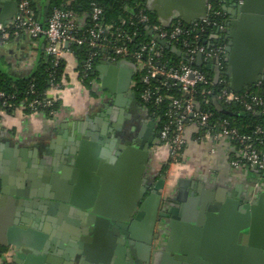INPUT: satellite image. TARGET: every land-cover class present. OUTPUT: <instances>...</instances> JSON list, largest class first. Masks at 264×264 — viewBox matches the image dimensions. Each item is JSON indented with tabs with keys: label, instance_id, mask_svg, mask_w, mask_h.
Listing matches in <instances>:
<instances>
[{
	"label": "crops",
	"instance_id": "crops-1",
	"mask_svg": "<svg viewBox=\"0 0 264 264\" xmlns=\"http://www.w3.org/2000/svg\"><path fill=\"white\" fill-rule=\"evenodd\" d=\"M16 1L0 0V21H13L17 13ZM34 1L44 12L46 0ZM83 18L80 19L82 23L85 22ZM45 46L44 36L33 38L23 34L12 37L0 45V66L13 75H26L45 53ZM63 57L65 66L61 86L48 90L50 95L61 101L53 116L49 117L42 111L27 112L23 107L11 112L0 110V246L2 260L8 264H89L82 252L80 235L83 226L80 218L70 216L58 204L44 202L40 195L70 193L76 170L66 151L73 146L74 139H78L81 129L100 131L96 118L106 111L97 100L102 92L116 96L109 88L116 86L117 74L110 71L109 64L102 63L103 75L106 76L105 87H102V80L98 78L99 81H95L92 89H89L79 78L76 56L68 51ZM227 65L226 61L224 71ZM209 70L214 73L212 67ZM243 72L237 70L234 72L237 76H231L237 80L233 88L238 92L251 88L245 89L238 83L244 80ZM224 74L231 87L230 76ZM124 81L127 83V80ZM132 84L133 76L131 88ZM122 110H126V116H133L134 119L136 116L139 119L144 117V110L147 112L145 107L136 103L128 104L125 109L122 107ZM113 117L115 120L116 116ZM107 122L112 126H108L106 133L100 136L104 141L101 146L108 147L113 154L114 147L119 143L116 135L118 128L113 126L111 119ZM134 123L137 122L134 120ZM134 123H121L119 128L134 130ZM85 124L89 126L84 127ZM196 131V125L188 128L183 159L172 163L167 174L164 169L169 158L168 145L161 144L159 138L149 141V159L144 171L148 176L143 179V182L147 180L150 185L147 195L160 178L161 186L134 227L136 236L147 241L141 244L138 251L142 264H177L179 258L175 253L176 247L170 246V243L167 246L159 244V236L155 234V226L160 224L157 213L161 206L173 202L176 204L178 199L182 201L192 196H201L203 204H236L230 208L229 214L235 216L237 213L244 214L241 211H244L242 204H251L252 189L259 193L252 204L264 199V172H257L248 165L235 166L232 163L240 158L241 147L225 135L200 137L194 135ZM176 171L181 173L179 179L169 185L167 182ZM26 194L32 195V198L24 197ZM12 195L14 198H11ZM227 198L231 202L225 203ZM213 213L217 215L220 211ZM216 221L214 218L212 223ZM219 225L216 229L220 230L210 229L206 239L213 242L211 247L216 259L223 260L219 264H235L233 258L240 257L244 249L233 246L236 235L222 231V224ZM173 235L169 229L170 242L173 241ZM230 246L233 249L229 250ZM111 264H127V259L124 254H117Z\"/></svg>",
	"mask_w": 264,
	"mask_h": 264
},
{
	"label": "water",
	"instance_id": "water-1",
	"mask_svg": "<svg viewBox=\"0 0 264 264\" xmlns=\"http://www.w3.org/2000/svg\"><path fill=\"white\" fill-rule=\"evenodd\" d=\"M50 1L46 0L44 8L45 22L48 19ZM16 5L18 7V1ZM146 5L150 11L157 14L164 26H169L176 18L192 23L207 16V0H147ZM232 6V9L227 7L228 12L238 11V14L229 21L226 32L227 70H220L218 58L212 59V62L217 63L214 67L211 62L205 63L201 54L197 55L195 63L200 67H212L215 81L218 80L220 73L229 75L230 88L236 91L233 88V85L237 84L235 71H244V80L238 83L245 89L256 85L264 74V0H241V3L234 2ZM0 24L5 26L8 20H1ZM150 33L161 44L185 57L184 51L168 44L152 30ZM102 63L109 64L110 71L117 74L116 86L110 87V92L116 94L123 106L129 98L138 103L136 93L129 89L136 67L135 63L126 58L113 60L110 54H105L97 67L98 78L102 80L103 88L106 76L103 75ZM231 76L235 77L231 78ZM124 80H127V85L124 84L126 83ZM212 100L218 110L232 113L221 104L216 95L212 96ZM108 119L114 120L113 115L108 111L101 112L96 118L100 124V131L81 129L78 139H74L73 146L67 149L66 153L69 154V160L76 170L70 193L68 195L46 193L41 194L40 199L50 204H58L70 216L80 218L83 226V232L80 235L82 252L89 264H111L117 254H124L127 264H142L138 251L142 247L141 244L147 241L136 236L134 227L144 209L155 197L156 191L161 186V178L155 182L152 191L147 195L149 183L145 185L146 183L143 182V173L146 170L150 150V142L147 139L137 138L116 155H112L108 147L101 146L104 141L100 139V136L108 129ZM148 123L155 125L156 120L149 118ZM87 126L89 125H84V127ZM144 136L146 137V134ZM147 136H149L148 133ZM251 167L257 172L261 171L256 166ZM3 190L5 191L6 188ZM31 196L24 195L29 199L32 198ZM11 198L14 196L12 195ZM224 202L231 201L227 198ZM203 203L201 196L182 200V205L178 208V217L172 221L174 242L170 243V246H175L177 257L183 258L181 264H212L204 258L201 247L204 238L207 241L206 237L210 229H216L219 224L223 226H221L222 231L232 232L236 236L238 233L245 232V237H250L251 241L245 248L242 245L233 244L245 250L242 264H264V244H260L261 230L258 228L264 219L258 220L257 225L253 219L252 226L247 225L250 219L248 215L237 213L238 217H236V215L226 214L227 204L222 206L220 202H215L205 206ZM138 204L140 208L132 220L130 215ZM234 205L236 204H230L231 207ZM255 207L256 212L264 210V199L252 206L253 209ZM188 210L191 211L189 214H187ZM218 211L220 214L213 213ZM214 218L217 221L212 223ZM219 230L220 228L217 231ZM235 239L236 237L233 241Z\"/></svg>",
	"mask_w": 264,
	"mask_h": 264
},
{
	"label": "built area",
	"instance_id": "built-area-1",
	"mask_svg": "<svg viewBox=\"0 0 264 264\" xmlns=\"http://www.w3.org/2000/svg\"><path fill=\"white\" fill-rule=\"evenodd\" d=\"M17 1V13L13 21L5 26L0 24V45L5 44L12 37L19 36L23 33L29 34L32 37L43 35L46 38L45 51L48 55L55 58V63L58 62V59L64 53L68 52V46L71 43L83 44L87 42L91 46L102 47L107 51L106 54L111 55L113 60L121 58L129 59L135 63V71L137 69L142 70L141 80L146 87L142 91L141 97L148 102L154 101L158 103L164 99V95L159 93L160 87L157 84H153L158 79H162L165 84L172 83L178 85L185 92L193 91L198 84H210L211 79L204 71V68L209 67L192 65V63L196 64L198 54L202 55L205 63L211 62L213 67L217 63L212 62V59L218 58L220 70H224L225 68L222 58L225 60L228 43L221 40V31H224L226 27L224 24L212 18L221 14V10L215 8L213 0H207V16L197 19L192 23L175 19L169 26L162 25L160 20L159 22L149 24V15L143 10L139 12L140 22L148 23V28L161 39L166 40L168 44L174 45L185 52L184 58L187 60V63L179 64H167L166 62L158 60L157 56L161 52V47L154 40L139 41L135 46H130L127 42L122 44L118 43L119 40L134 38V35H136L135 31L132 33L112 32V36L109 38L107 35L109 30L101 21L102 8L95 2H93L91 13L93 23L88 29L89 33L88 35H79L78 29L82 28L85 22L82 23L77 14L72 10L53 7L48 14L47 25L44 26L35 18L30 0ZM226 1L218 0L220 3L223 2L227 12ZM236 2L241 3V0H236ZM208 24L217 25V28L207 35L206 25ZM203 37L204 39L202 41L201 39ZM176 43L180 44V46H177ZM90 61L91 58L86 61V69L91 68ZM222 74L224 73H220L218 80H214L212 83L223 80L221 79ZM85 75L87 74L85 73ZM263 84L264 74L256 85ZM60 86V82H53L50 88H59ZM248 91L249 89L244 92L234 91L229 86L221 88L218 94L212 88L207 90L208 94L214 92L213 95H216L221 103L240 102L247 110L255 111L259 109L260 112L264 113V93L263 95H260L258 92L248 94ZM4 96L5 93L0 91V98ZM49 96L53 97L50 94ZM167 97L170 99L171 104L170 115L172 120L170 123H174V126L172 128L170 124H165L159 131V140H162L168 145L172 163H175L178 162L179 157L184 156L183 146L187 143L188 128L194 124L200 128L208 126L212 112L209 110H198L191 96L179 98L173 95H167ZM50 102L51 99L47 100L46 104H50ZM3 104L11 105L6 103L5 100H3ZM38 104L39 101L37 99H33L28 103L33 110L36 109ZM192 118L195 120H192ZM255 132L263 133L264 129L258 127ZM217 134L225 135L231 139H238L241 145V156L240 159L232 161L233 165L256 166L259 170L264 171V149L259 148L252 137L250 139L249 136L239 134L235 128L229 127L226 119L223 120L220 131L211 132L210 129H206L202 133V137Z\"/></svg>",
	"mask_w": 264,
	"mask_h": 264
},
{
	"label": "trees",
	"instance_id": "trees-1",
	"mask_svg": "<svg viewBox=\"0 0 264 264\" xmlns=\"http://www.w3.org/2000/svg\"><path fill=\"white\" fill-rule=\"evenodd\" d=\"M146 1L147 0H51L49 12L53 7H61L72 10L75 14H77L79 19L84 17L83 19L85 20V25L78 29V33L79 35H88V29L93 23L91 13L93 2H95L102 8L103 12L101 21L109 30L107 33L109 38H111L112 32L132 33L135 31L136 35H134V38L132 37L133 39L119 40L118 43L122 44L127 42L130 46H135L139 41L154 40L161 47V52L157 56L158 60L166 62L167 64L187 63V60L183 56L173 52L170 48H167L165 45L159 43L154 39L153 34L150 33L148 25L153 22H159V19L156 13L147 8ZM231 1L233 0H227L225 5H228ZM213 2L215 4V8L221 10V14L212 18L217 20L219 23L224 24L227 28V21L230 16L226 12L223 2L220 3L218 0H213ZM30 5L35 18L46 26L47 21H44V12H41L34 0H30ZM141 10L145 11L149 15V24L140 22L139 12ZM206 27L208 35L212 31L216 30L217 25L208 24ZM226 28L224 31H221V40L225 43H227ZM40 37H43V35L33 38ZM204 37L201 39L202 41ZM176 45L180 46L178 43H176ZM68 49V51H71L78 59L79 78L82 79L83 84L87 88L92 89L95 81H99L97 77L99 74L97 67L107 51L102 47L91 46L87 42L83 44L71 43L68 46ZM89 58H91L90 62L92 66L91 68L86 69L85 63ZM222 62L225 66L226 60H224V58H222ZM192 65L196 66V64L193 63ZM64 66L65 59L63 56L58 59L57 63H55V58L48 55L46 51L40 57L33 70L26 75H13L4 67L0 66V91L5 93V96L0 98V110L11 112L18 107H23L27 112L42 111L49 117L53 116V114L59 109L61 101L58 98L49 96L48 90L53 82L61 83ZM204 71L211 79V83L198 84L191 92H185L180 86L172 83L165 84L162 79L156 80L153 84H157L160 87L159 93L164 95V99L158 103H155L154 101H145L141 97V93L145 89L146 85L141 80L142 70L140 69H137L133 74L132 88L138 96L139 101L155 117L157 130L159 131L165 126V124H170L172 128L174 126V123H170L172 120L170 115L171 104L167 95H173L179 98L191 96L193 97L195 106L198 110H209L212 112V115L209 118L208 126L204 128H200L198 126L197 131L194 132L195 136L202 137V133L206 129H210L211 132L220 131L222 129L223 120L226 119L229 127L235 128L239 134L249 136L250 139L252 137L255 144L259 148L264 149V132H255L258 127L264 129V113L260 112L259 109L255 111L247 110L240 102L221 103L225 108L232 111V113L218 110L212 100V96L214 92L218 94L221 88L229 86L227 77L225 74H222L221 79L223 80L217 83H212L214 82L213 72H211L209 68H204ZM85 73L87 75H85ZM209 88H212L214 92L208 94L207 90ZM263 91L264 84L252 86L247 93L251 94L258 92L260 95H263ZM33 99H37V101H39L35 110L31 109L28 105V103ZM50 99V104H46L47 100ZM3 100L11 105L3 104ZM241 112H244V114H240ZM192 120L195 119L192 118ZM233 141L238 146H241L238 139L233 138ZM160 143L166 144L162 140H160ZM185 148L186 144L183 146L184 152ZM182 159V156L179 157L178 162H181ZM170 162H172L171 157ZM169 166L170 164L166 165L165 169ZM1 250L2 247L0 246V264H8L2 260Z\"/></svg>",
	"mask_w": 264,
	"mask_h": 264
},
{
	"label": "flooded vegetation",
	"instance_id": "flooded-vegetation-1",
	"mask_svg": "<svg viewBox=\"0 0 264 264\" xmlns=\"http://www.w3.org/2000/svg\"><path fill=\"white\" fill-rule=\"evenodd\" d=\"M234 2H236V0L229 2L227 7L232 9L233 8L232 4ZM228 14H229L230 18L227 21V28L229 27L228 26L229 21L231 19H234L237 16L238 11L235 13L234 12L233 13L228 12ZM124 84L127 85V83H124ZM129 89L132 90L131 85L129 86ZM136 97L138 99L137 95H136ZM132 101L133 100L129 98L128 101L125 103L126 105L123 106L120 103V100L117 98V96L114 97L113 95H110L109 93L107 94L105 92H102L101 97H99L97 100V103L101 105L103 110L108 111L111 115L116 116L115 120H111L112 121L111 123H114L113 126L118 128V130L116 131V135L118 137L119 143L113 149V154H115V155L117 154V152L122 151L124 149V147H126L129 143L134 142L137 138L147 139L148 141L155 140V139L159 138V130H157V124L155 123V125H150L148 123L149 118H152L153 120H155V117L148 110H147V112L144 110V117L142 116L140 119L137 116L135 117V119L133 118V116L132 117H129L128 115L126 116V110L123 111L122 107L125 109V108H127L128 104L129 105L135 104V103H132ZM136 104L141 105V107L144 108L143 104L139 101V99H138V103H136ZM134 120L137 123H134ZM130 122H131V124L134 123V125H135L134 130L132 128L130 130L129 129L128 130L127 129H120L121 123H123V125H125V124L129 125ZM134 125H133V127H134ZM108 126H112V125L109 124ZM137 127H138V129H137ZM142 127H143V129H142ZM148 129H149V132H148ZM147 133L149 134V136H147ZM145 134H146V137L144 136ZM168 164H170V166L172 164V162H170V157L168 158V161L166 162L165 165H168ZM168 171H169L168 168L164 169V172H166V174ZM147 172H149V171H147ZM147 176L148 175L144 173L143 179L146 178ZM150 176H151V174H150ZM145 183H146L145 185H147L149 182L146 180ZM258 195H259V193H256V189L255 190L252 189L251 190V204H242V207L244 206V211L240 209L244 213V215H248V218H250V219H251V207L253 205H255L252 203L255 201V199H257ZM170 199H172V198H170ZM181 202L182 201L178 199V203H176V204H173L175 202H173L172 204H165V207H163L164 205L161 206L160 211H158L157 219L159 218L158 221H160V224L158 223L157 226H155V230H156L155 234H157V236H159V244L162 243L163 245L166 244V246H167V243L174 242V241L170 242L168 240V232H169V229L173 230L172 221L174 218L178 217V213H179L178 208H179V206L182 205ZM204 205L206 206L209 204H204ZM221 205L223 206V204H221ZM227 206L228 207H225L226 214H230V208H232V207L230 206V204L229 205L227 204ZM139 208H140V204H138L136 206L135 210L130 215V218L132 220L135 218L136 213L139 210ZM240 210H239V212H240ZM190 212L191 211L188 210L187 214H189ZM254 214H257L256 216L261 215L259 220H263L262 218H264V216H263L264 214H262V213L260 214L259 211L255 212ZM252 216H254V215L252 214ZM236 217H238V216L236 215ZM250 219H249V222H247V224L249 223V225L251 224ZM258 228L262 231V232L260 231L261 237H259L260 238V244L262 245V244H264V222L263 221ZM244 234H245V232H243V234L238 233L235 240L237 241V243L239 245H242L245 248L247 245H249V242L251 241V239H250V237H248V238L245 237ZM248 236H249V234H248ZM208 242L204 238V241H203L202 247H201L204 258H206L208 261H211L212 264H219L218 262H220V260L223 262V260L221 258H218L219 260H217L216 256L213 255V254H215V252H213V248H212L213 244H211V242L209 240H208ZM204 247L206 248V250L204 249ZM211 248H212V251H210ZM244 254H245V250L240 257L235 256L233 258V262L235 264H242ZM181 263H183V258H177V264H181Z\"/></svg>",
	"mask_w": 264,
	"mask_h": 264
},
{
	"label": "rangeland",
	"instance_id": "rangeland-1",
	"mask_svg": "<svg viewBox=\"0 0 264 264\" xmlns=\"http://www.w3.org/2000/svg\"><path fill=\"white\" fill-rule=\"evenodd\" d=\"M256 205V204H255ZM257 207V206H256ZM256 207L253 209L252 207H251V219H250V223H253V219H254V221H255V224L257 225V223L259 222L258 220L260 219V216H258V218H257V216H255V212H256ZM260 212V214L262 213V214H264V210L262 209V210H260L259 211ZM252 214L254 215V216H252ZM264 216V215H263ZM264 219V218H263ZM251 225V224H250ZM252 226V225H251ZM234 244L235 245H238V243H237V241H234ZM204 249L206 250V248L204 247ZM231 249H233L232 248V246H230L229 247V250H231Z\"/></svg>",
	"mask_w": 264,
	"mask_h": 264
},
{
	"label": "clouds",
	"instance_id": "clouds-1",
	"mask_svg": "<svg viewBox=\"0 0 264 264\" xmlns=\"http://www.w3.org/2000/svg\"><path fill=\"white\" fill-rule=\"evenodd\" d=\"M180 174L181 173L179 171L174 172L167 183L169 185L175 184L177 182V180L179 179Z\"/></svg>",
	"mask_w": 264,
	"mask_h": 264
}]
</instances>
